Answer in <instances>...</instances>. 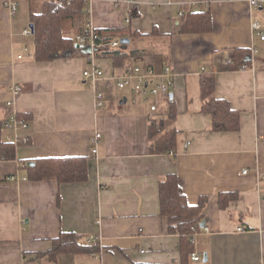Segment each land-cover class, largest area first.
I'll return each instance as SVG.
<instances>
[{
    "label": "crops",
    "instance_id": "crops-1",
    "mask_svg": "<svg viewBox=\"0 0 264 264\" xmlns=\"http://www.w3.org/2000/svg\"><path fill=\"white\" fill-rule=\"evenodd\" d=\"M11 1L18 3L15 14ZM44 1L28 0L22 8L23 0H0V152L3 143L15 144L14 157H0V264H182V237L169 230L161 209L160 186L171 173L190 204L207 198L203 221L210 232L201 229L195 236L194 252L202 259L190 255L189 263L262 264L264 179L258 171L264 172V39L252 22L264 30V10L248 0H87L71 35L89 26L124 28L122 38L130 41L123 52L135 56L91 60L80 46L73 55L37 60L35 32H23L33 23L32 8L39 13ZM189 11H210L212 29L181 31ZM238 48L249 53L237 69H229L226 59L233 63ZM92 61L108 78L136 64L171 65L174 85L160 97L119 90L113 79L94 87L83 76ZM244 63L252 69L242 70ZM209 73L216 79L213 97L240 111L238 130H213L201 91L202 76ZM100 90L106 99L98 108ZM168 98L176 106L167 127L177 130L176 145L152 153L150 124L168 120ZM9 100L28 128L5 126ZM97 132L101 137L93 154L90 139ZM64 156L88 157L87 180H33L24 168L37 158ZM221 193L237 198L223 209ZM63 232H75L82 242L99 236V250L51 258L53 241Z\"/></svg>",
    "mask_w": 264,
    "mask_h": 264
},
{
    "label": "trees",
    "instance_id": "trees-1",
    "mask_svg": "<svg viewBox=\"0 0 264 264\" xmlns=\"http://www.w3.org/2000/svg\"><path fill=\"white\" fill-rule=\"evenodd\" d=\"M88 8L87 0H46L39 13L32 8L31 19L35 25L34 36L36 43V59L52 60L67 55H73L80 51L76 47V37L71 35V30L76 29L79 18ZM212 17L210 11H189L183 14L181 31L183 32H207L212 29ZM100 44L95 48V56H111L114 59L120 57L135 56L136 52L126 54L120 48H113L110 42L116 38H122L127 34L124 28L97 29ZM89 28L82 35H88ZM79 34V35H80ZM249 53L248 48H238L233 63L229 69H237ZM216 89L214 74H203L201 79V91L205 99L203 110L212 115V128L214 131H235L240 127V111L231 107L227 100L213 97ZM168 120H153L150 124V151L152 153L167 152L176 145L177 130L168 129L169 123L176 118V106L174 99L168 98ZM15 144L7 142L2 144L1 158L15 156ZM87 156L43 157L34 160V164L26 163L24 168L28 176L33 180L57 179L60 183L85 181L88 178ZM162 214L167 218L169 230L178 233L182 237V264H190L189 256L194 252V243L191 240L195 232H199L201 223L205 217L207 198L202 197L198 204L188 202L177 174L171 173L160 186ZM237 198L236 193H221L220 207L225 209L229 202ZM99 250V242H82L81 237L75 232H63L59 238L54 239L53 247L49 251L53 258L59 252L73 251L76 253L96 252Z\"/></svg>",
    "mask_w": 264,
    "mask_h": 264
},
{
    "label": "built area",
    "instance_id": "built-area-1",
    "mask_svg": "<svg viewBox=\"0 0 264 264\" xmlns=\"http://www.w3.org/2000/svg\"><path fill=\"white\" fill-rule=\"evenodd\" d=\"M130 2H134V0H130ZM251 6L255 7L256 9H262L264 10V0H248ZM10 10L12 14H15L18 9V3L15 1H11L9 3ZM182 15V14H181ZM127 22L130 21V19L126 20ZM252 29L258 34L261 39H264V30L262 29V26L259 21L255 20L252 22ZM25 35H31L33 33V30L30 26H28L24 32ZM99 39V33L97 29L89 26V33L88 35H77L76 40L77 43L80 44L81 47L90 48L91 49V60L94 58L95 48L99 46L100 44L97 42ZM110 46L113 48H118L122 43L120 39H115L111 41ZM255 51V50H254ZM226 64L230 65L232 64V59L227 58ZM242 70H249L252 69V66L249 63H244L241 66ZM175 71L171 65H164L161 68L157 67H143L140 65H132L128 68V70L118 76H114L112 78L106 77L104 70L99 68L94 61L91 62V66L87 69H84L83 76L84 78L91 81L92 85L96 87L101 80H110L113 79L116 82V86L119 90H124L126 88H131L134 92L137 94L142 95L143 97L153 96V97H160V96H166L169 95L171 92V88L174 85V78H175ZM19 86L15 85L12 87V91L14 95H18L19 93ZM106 99V94L104 91H97L96 93V105L98 108H101L104 106V101ZM7 109L11 110L9 112V119L5 122V126L7 128L15 129L16 131L18 129H26L29 127L28 121L21 119L18 116V111L14 107V100H9L6 103ZM152 111H155L157 109V105L153 104L150 106ZM101 137V133L97 132L91 139V145H92V152L93 154L97 153V147L98 143ZM25 138H23L24 140ZM172 154H175L174 151H171ZM247 172V171H245ZM258 175L261 179H264V172L258 171ZM238 231H243L244 227L240 226L237 228ZM202 231L210 232V228L208 226L202 227ZM198 234V232H195L191 240H195V236ZM101 238L90 236L87 241L88 242H95L100 240ZM202 259V256L197 252H192L191 254V260L193 261H200ZM264 264V261L262 262Z\"/></svg>",
    "mask_w": 264,
    "mask_h": 264
},
{
    "label": "water",
    "instance_id": "water-1",
    "mask_svg": "<svg viewBox=\"0 0 264 264\" xmlns=\"http://www.w3.org/2000/svg\"><path fill=\"white\" fill-rule=\"evenodd\" d=\"M30 27L32 28V30H33V32H34L35 25L32 23V24H30ZM129 41H130L129 38H122V39H121V43H122V44H128ZM76 47H80V44L77 43V44H76ZM81 50H82V52H85V53H87V54H91V49H90V48H83V49H81ZM170 96H171V98L173 97L172 94H171ZM30 164H34V162H31ZM205 225H206V222L203 221V222L201 223V226L204 227ZM204 260L206 261V254H205Z\"/></svg>",
    "mask_w": 264,
    "mask_h": 264
},
{
    "label": "rangeland",
    "instance_id": "rangeland-1",
    "mask_svg": "<svg viewBox=\"0 0 264 264\" xmlns=\"http://www.w3.org/2000/svg\"><path fill=\"white\" fill-rule=\"evenodd\" d=\"M28 5V0H23V7L22 8H26ZM162 108H164V106L162 105Z\"/></svg>",
    "mask_w": 264,
    "mask_h": 264
}]
</instances>
